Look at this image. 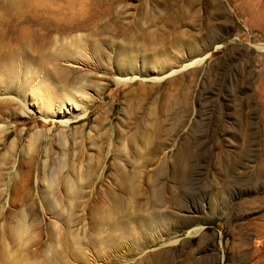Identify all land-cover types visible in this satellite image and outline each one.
Returning a JSON list of instances; mask_svg holds the SVG:
<instances>
[{
  "label": "rangeland",
  "instance_id": "rangeland-1",
  "mask_svg": "<svg viewBox=\"0 0 264 264\" xmlns=\"http://www.w3.org/2000/svg\"><path fill=\"white\" fill-rule=\"evenodd\" d=\"M263 82L264 0H0V264H264Z\"/></svg>",
  "mask_w": 264,
  "mask_h": 264
},
{
  "label": "bare ground",
  "instance_id": "bare-ground-1",
  "mask_svg": "<svg viewBox=\"0 0 264 264\" xmlns=\"http://www.w3.org/2000/svg\"><path fill=\"white\" fill-rule=\"evenodd\" d=\"M94 53L95 52H93V54ZM86 59H87L86 61H88V59L90 58L86 57ZM77 60L78 59L74 61L63 59V62L65 65H71L73 63L75 64L76 63L75 61ZM105 60H106V57H105ZM201 61L202 60L194 59L190 64L184 65V68L191 66L195 63L198 64ZM87 63L89 64V61ZM93 63H94V60H93ZM124 63H123L124 68H121V66H116V68L114 69L115 75L118 76L117 78H115V83L117 85L131 83L133 80L136 79L137 76H139L142 73V72L140 73V70L136 68V62L132 60L131 58L127 61L125 60ZM56 71H57V74L61 78L63 74L66 73L67 68L61 66L60 68H57ZM150 72L151 74H148V76L158 75L157 73H159V72L156 73L155 69H152ZM58 75H57V78H58ZM50 78L53 79L52 76H50ZM41 80L43 81V79ZM154 80L155 79H152V81ZM88 98H89V94H87L86 91L81 90L80 94H76L75 92H70L64 88H58V85H56L55 83L44 81L43 83H41V85H37V87H34V93L32 97L30 98V100L33 102L35 111L39 114V116L43 120L52 121V122L57 121V122L63 123L64 125H68V123L71 120L77 119L78 117H84L86 115V112L90 107L88 106V104H90V99Z\"/></svg>",
  "mask_w": 264,
  "mask_h": 264
},
{
  "label": "water",
  "instance_id": "water-1",
  "mask_svg": "<svg viewBox=\"0 0 264 264\" xmlns=\"http://www.w3.org/2000/svg\"><path fill=\"white\" fill-rule=\"evenodd\" d=\"M221 41H222L221 38H217L216 40L211 42L209 45H207L206 48H204L202 54H206V53H209L210 51L214 50L215 46L219 45Z\"/></svg>",
  "mask_w": 264,
  "mask_h": 264
}]
</instances>
